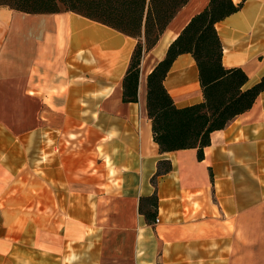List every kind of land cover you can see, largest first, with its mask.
<instances>
[{
  "label": "crops",
  "instance_id": "obj_1",
  "mask_svg": "<svg viewBox=\"0 0 264 264\" xmlns=\"http://www.w3.org/2000/svg\"><path fill=\"white\" fill-rule=\"evenodd\" d=\"M215 24L225 68L264 78V0ZM209 0H189L122 83L137 40L71 11L0 6V264H264V91L197 149L160 153L147 76ZM163 86L202 102L190 54ZM160 161L171 170L152 182ZM156 197V206L145 199ZM141 203V210H140ZM157 220V221H156Z\"/></svg>",
  "mask_w": 264,
  "mask_h": 264
},
{
  "label": "trees",
  "instance_id": "obj_2",
  "mask_svg": "<svg viewBox=\"0 0 264 264\" xmlns=\"http://www.w3.org/2000/svg\"><path fill=\"white\" fill-rule=\"evenodd\" d=\"M189 0H0V6L28 14L71 11L137 40L122 83V101L136 102L140 62L144 51L158 42L177 12ZM242 3L209 0L170 43L165 57L147 76V116L152 138L160 153L197 149L198 159L210 144V134L222 130L236 116L249 110L264 91V78L246 87L247 75L240 68H225L215 24L236 13ZM190 54L197 66L202 102L178 108L163 86L177 56ZM171 170L160 161L152 182ZM156 206V197L145 199ZM141 210V203H140Z\"/></svg>",
  "mask_w": 264,
  "mask_h": 264
},
{
  "label": "built area",
  "instance_id": "obj_3",
  "mask_svg": "<svg viewBox=\"0 0 264 264\" xmlns=\"http://www.w3.org/2000/svg\"><path fill=\"white\" fill-rule=\"evenodd\" d=\"M157 221V220H156Z\"/></svg>",
  "mask_w": 264,
  "mask_h": 264
}]
</instances>
